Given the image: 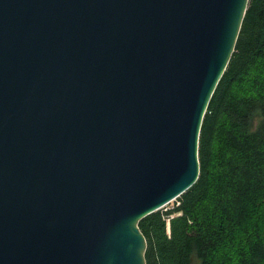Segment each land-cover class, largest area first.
<instances>
[{
  "label": "water",
  "instance_id": "obj_1",
  "mask_svg": "<svg viewBox=\"0 0 264 264\" xmlns=\"http://www.w3.org/2000/svg\"><path fill=\"white\" fill-rule=\"evenodd\" d=\"M247 3L0 0V264H146Z\"/></svg>",
  "mask_w": 264,
  "mask_h": 264
},
{
  "label": "trees",
  "instance_id": "obj_2",
  "mask_svg": "<svg viewBox=\"0 0 264 264\" xmlns=\"http://www.w3.org/2000/svg\"><path fill=\"white\" fill-rule=\"evenodd\" d=\"M198 160L178 204L138 222L146 264H264V0H248Z\"/></svg>",
  "mask_w": 264,
  "mask_h": 264
},
{
  "label": "rangeland",
  "instance_id": "obj_3",
  "mask_svg": "<svg viewBox=\"0 0 264 264\" xmlns=\"http://www.w3.org/2000/svg\"><path fill=\"white\" fill-rule=\"evenodd\" d=\"M177 204H178L177 199H175L172 202H170V203L166 204L165 206H163L162 208H160L158 211L161 212V213H165V211H168V210L172 209Z\"/></svg>",
  "mask_w": 264,
  "mask_h": 264
}]
</instances>
